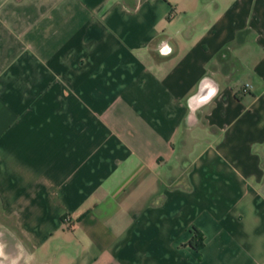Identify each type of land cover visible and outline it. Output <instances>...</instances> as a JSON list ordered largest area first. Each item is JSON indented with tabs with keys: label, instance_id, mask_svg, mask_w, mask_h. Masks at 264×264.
Returning a JSON list of instances; mask_svg holds the SVG:
<instances>
[{
	"label": "crops",
	"instance_id": "crops-1",
	"mask_svg": "<svg viewBox=\"0 0 264 264\" xmlns=\"http://www.w3.org/2000/svg\"><path fill=\"white\" fill-rule=\"evenodd\" d=\"M0 213L31 264H264V0H0Z\"/></svg>",
	"mask_w": 264,
	"mask_h": 264
},
{
	"label": "rangeland",
	"instance_id": "rangeland-1",
	"mask_svg": "<svg viewBox=\"0 0 264 264\" xmlns=\"http://www.w3.org/2000/svg\"><path fill=\"white\" fill-rule=\"evenodd\" d=\"M11 225L12 220L0 213V264H31L28 248L22 246L18 233L9 229Z\"/></svg>",
	"mask_w": 264,
	"mask_h": 264
},
{
	"label": "trees",
	"instance_id": "trees-1",
	"mask_svg": "<svg viewBox=\"0 0 264 264\" xmlns=\"http://www.w3.org/2000/svg\"><path fill=\"white\" fill-rule=\"evenodd\" d=\"M203 240H204V238H203L202 233H200L198 230H195L193 232V235H192L189 243L195 249L200 250L203 247V245H204Z\"/></svg>",
	"mask_w": 264,
	"mask_h": 264
}]
</instances>
